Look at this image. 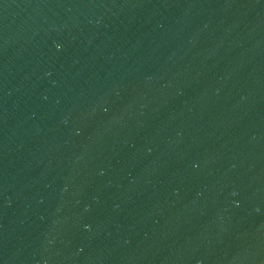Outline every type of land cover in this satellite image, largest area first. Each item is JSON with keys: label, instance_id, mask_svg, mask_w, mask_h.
<instances>
[{"label": "water", "instance_id": "obj_1", "mask_svg": "<svg viewBox=\"0 0 264 264\" xmlns=\"http://www.w3.org/2000/svg\"><path fill=\"white\" fill-rule=\"evenodd\" d=\"M0 264H264V0H0Z\"/></svg>", "mask_w": 264, "mask_h": 264}]
</instances>
